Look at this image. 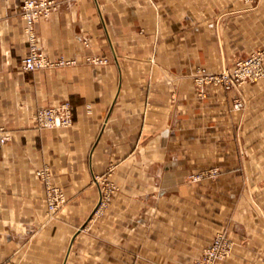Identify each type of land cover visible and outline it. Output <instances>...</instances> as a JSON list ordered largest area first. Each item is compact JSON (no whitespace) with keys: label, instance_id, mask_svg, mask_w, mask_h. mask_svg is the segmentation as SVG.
<instances>
[{"label":"crops","instance_id":"1","mask_svg":"<svg viewBox=\"0 0 264 264\" xmlns=\"http://www.w3.org/2000/svg\"><path fill=\"white\" fill-rule=\"evenodd\" d=\"M24 1L0 0V264H191L221 227L224 264H264V79L195 86L264 50V0H58L40 45L74 63L36 72ZM65 102L72 126H37ZM43 166L66 197L53 217Z\"/></svg>","mask_w":264,"mask_h":264},{"label":"built area","instance_id":"2","mask_svg":"<svg viewBox=\"0 0 264 264\" xmlns=\"http://www.w3.org/2000/svg\"><path fill=\"white\" fill-rule=\"evenodd\" d=\"M58 0H25L21 5V14L25 20L24 31L27 36L28 53L23 57L21 68L26 72H36L49 68L65 66L74 63L60 57L51 59L40 45V37L37 31V23L41 19L49 18L59 9ZM95 61H106L103 58H97ZM264 78V54L262 51H254L248 57L239 59L233 69L223 71L222 73H210L201 68L195 75V86L201 97H206V87L208 85H221L226 90L240 86L246 82H256ZM244 102L241 98L234 101V108L241 109ZM74 123V107L71 103L65 102L57 105L42 106L36 112V124L40 129H56L70 127ZM8 137L2 139L5 141ZM219 173L216 168L205 170L193 176L194 181L201 180L204 177H214ZM38 176L46 183L47 194L46 201L50 212H55L65 200L58 188L52 184L50 169L42 167L37 171ZM103 201V197L101 203ZM216 248L209 251L213 255ZM209 261V262H208ZM206 264H212L208 258Z\"/></svg>","mask_w":264,"mask_h":264},{"label":"rangeland","instance_id":"3","mask_svg":"<svg viewBox=\"0 0 264 264\" xmlns=\"http://www.w3.org/2000/svg\"><path fill=\"white\" fill-rule=\"evenodd\" d=\"M241 1L243 3H245V4H247V5H253L254 2L257 1V0H241ZM255 51H262L263 54H264V50H255ZM241 59H244V58H241ZM262 79H264V78H262ZM262 79H260V80H262ZM43 167H46V166H43ZM41 168H39V169H41ZM39 169H37V171ZM207 170H209V169H207ZM37 171H36V174H37ZM50 171H51V169H50ZM201 172H203V171H201ZM37 176H38V174H37ZM52 176L53 175H52V171H51V177ZM216 176H214V177H216ZM38 177H39V179L42 182H44L45 199H46V194H47L46 183H45L44 180H42V178L40 176H38ZM205 178H213V177H204L202 179H205ZM198 181H200V180H198ZM52 184H54L53 181H52ZM54 187L58 188L59 191L62 194H64V191L58 185L54 184ZM117 190H118V187L116 185H114V184L106 186V188L103 190V193L101 194V197H100V199L98 201L97 209L95 211L96 214H98L99 216H102L103 214L106 213V211L110 208V205H111L112 200H113V196H114V194H115V192ZM64 196H65V194H64ZM102 197H103V201L101 203ZM46 203H47V201H46ZM65 203H66V197H65L64 202H62L60 204V206L57 208V210L55 212H53V213L50 212L49 207H48V203H47V209H48L49 216L53 217V215L57 211H59ZM213 248H216V250L214 251L213 255H210L209 251L213 250ZM233 249H234V242L228 236V229L221 227L215 233L212 241L206 247H204L201 250V252L199 253V256L197 257V259H195V261L193 263H191V264H206L207 261H208V258L212 261V264H224V261L227 259V257H229L232 254ZM3 264H16V263L10 259V260L4 262Z\"/></svg>","mask_w":264,"mask_h":264}]
</instances>
